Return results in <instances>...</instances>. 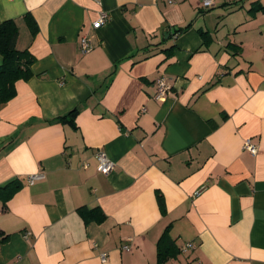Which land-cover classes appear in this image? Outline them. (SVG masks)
Instances as JSON below:
<instances>
[{"label": "crops", "instance_id": "0c3cea01", "mask_svg": "<svg viewBox=\"0 0 264 264\" xmlns=\"http://www.w3.org/2000/svg\"><path fill=\"white\" fill-rule=\"evenodd\" d=\"M202 1L0 0L34 59L0 104V189L20 184L0 196V264H264V0Z\"/></svg>", "mask_w": 264, "mask_h": 264}, {"label": "trees", "instance_id": "16d2710c", "mask_svg": "<svg viewBox=\"0 0 264 264\" xmlns=\"http://www.w3.org/2000/svg\"><path fill=\"white\" fill-rule=\"evenodd\" d=\"M261 7L260 10H263ZM28 26L33 35L38 33L37 22L31 18L27 19ZM191 25L184 28L176 29V33L182 34L189 30ZM19 35V29L15 20H6L0 23V56L2 62L0 65V104L10 102L16 97V83L18 81H28L33 77L32 65L34 63L33 57L28 50H19L17 48V39ZM171 48L170 50H172ZM71 114L61 117L63 121H71ZM20 184L17 181H12L6 186L0 189V196L3 197L6 202L10 197L19 189ZM159 204L161 208H164V202L160 195H158ZM79 212L84 215L86 220H93L99 223L104 222L105 215L103 211L97 207L88 209L82 207ZM167 233H165L158 243V260L159 263L165 262L171 249L166 248L168 240L166 239ZM8 237L2 239L6 241Z\"/></svg>", "mask_w": 264, "mask_h": 264}, {"label": "built area", "instance_id": "2783aa9c", "mask_svg": "<svg viewBox=\"0 0 264 264\" xmlns=\"http://www.w3.org/2000/svg\"><path fill=\"white\" fill-rule=\"evenodd\" d=\"M203 7L207 8L212 5V0H203L202 1ZM110 20V16L108 13L103 12L101 13L99 20L95 23V27H103L105 26ZM93 49V46L91 44L90 39L87 37H82L80 40V51L82 54H86L90 52ZM171 87L167 83V79L165 77H161L160 79L157 80V90H156V95L155 98L158 101H165L167 96L170 94ZM243 149L245 151L250 152L253 155H256L258 152V147L252 142L251 139L246 140ZM96 159H97V170L99 173L103 175H108L111 173L114 168H115V163L110 159L108 154L100 150L96 153ZM85 167H88V165H85ZM45 174L44 173H37L30 175L27 177V182L29 185H34L36 182L44 180L45 179ZM196 195H200V191L196 193ZM193 248V244L189 243L186 245L185 250ZM125 251H130V247L125 245L123 247ZM101 260L103 263L107 262L108 254L103 253L101 256Z\"/></svg>", "mask_w": 264, "mask_h": 264}]
</instances>
